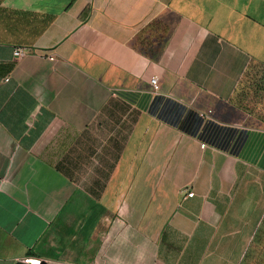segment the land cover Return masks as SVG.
Here are the masks:
<instances>
[{
    "label": "crops",
    "instance_id": "crops-1",
    "mask_svg": "<svg viewBox=\"0 0 264 264\" xmlns=\"http://www.w3.org/2000/svg\"><path fill=\"white\" fill-rule=\"evenodd\" d=\"M157 95L264 133V0H0V264H264V166Z\"/></svg>",
    "mask_w": 264,
    "mask_h": 264
},
{
    "label": "trees",
    "instance_id": "trees-1",
    "mask_svg": "<svg viewBox=\"0 0 264 264\" xmlns=\"http://www.w3.org/2000/svg\"><path fill=\"white\" fill-rule=\"evenodd\" d=\"M144 106L148 102L143 103ZM149 110L163 121L235 155L264 166V133L226 126L207 119L178 101L157 95Z\"/></svg>",
    "mask_w": 264,
    "mask_h": 264
},
{
    "label": "built area",
    "instance_id": "built-area-1",
    "mask_svg": "<svg viewBox=\"0 0 264 264\" xmlns=\"http://www.w3.org/2000/svg\"><path fill=\"white\" fill-rule=\"evenodd\" d=\"M26 53H27V50H25L24 48H18V49H16L14 51V55L16 57H18V58L23 57ZM158 79L159 78L156 75L151 78V83H152V85L154 87L155 92L158 91V88H159V86H158ZM201 146L202 147H205L206 146V143H202ZM194 195H195V193L193 191H191V192L188 193V196H190V197L191 196H194Z\"/></svg>",
    "mask_w": 264,
    "mask_h": 264
},
{
    "label": "water",
    "instance_id": "water-1",
    "mask_svg": "<svg viewBox=\"0 0 264 264\" xmlns=\"http://www.w3.org/2000/svg\"><path fill=\"white\" fill-rule=\"evenodd\" d=\"M16 264H26V263L23 261H18ZM30 264H50V263L44 259L32 258Z\"/></svg>",
    "mask_w": 264,
    "mask_h": 264
}]
</instances>
